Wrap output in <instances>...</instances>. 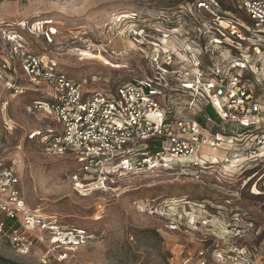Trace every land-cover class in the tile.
<instances>
[{"label": "rangeland", "instance_id": "obj_1", "mask_svg": "<svg viewBox=\"0 0 264 264\" xmlns=\"http://www.w3.org/2000/svg\"><path fill=\"white\" fill-rule=\"evenodd\" d=\"M172 9L178 14L167 13ZM182 16H188V24L173 25ZM197 16L211 19L197 12L192 0H0V37L20 35L46 67L86 81L87 90L112 91L137 76L160 78L167 87L165 106L178 108L179 117L201 120L204 114L192 107L197 93L184 86L196 79L195 61H186L185 55L194 52L188 26ZM238 18L252 25L246 16ZM142 30L143 38L138 36ZM43 32H50L54 43H46ZM5 38L0 39L3 56L10 53ZM162 40L165 55L158 59L155 47ZM225 48L214 61L250 78L251 61ZM170 54L177 58L172 64ZM258 76L264 80V73ZM37 97L0 91V126L9 125L0 163L17 173L27 205L57 220L71 241L80 237L81 244L54 249L47 235L37 233L44 242H35L31 254L22 256L0 238V257L17 264H44L52 253L68 254L64 264H219L217 254L231 245L264 252V185L259 180L264 162H227L226 151H209V161L199 166L182 163L127 175L110 188L97 189L87 185L89 176L74 178L83 159L50 156L35 137L57 128L53 116L30 110ZM218 122L214 132L232 131ZM236 149L231 155L241 147ZM48 259L63 264L54 256Z\"/></svg>", "mask_w": 264, "mask_h": 264}, {"label": "built area", "instance_id": "obj_2", "mask_svg": "<svg viewBox=\"0 0 264 264\" xmlns=\"http://www.w3.org/2000/svg\"><path fill=\"white\" fill-rule=\"evenodd\" d=\"M192 3L200 15L208 13L211 19L200 20L197 16L196 22L193 21L198 32L196 35L189 31L194 52L187 56L188 62L191 63L190 58L195 61L197 73L195 82L184 86L197 93L196 106L192 107L210 105L221 123L232 130L228 134L222 129L214 132L216 122L201 109L202 122L198 118L179 117L178 108L165 106L167 87L160 78L137 76L117 84L112 91L87 90L86 81H76L46 67L38 55L25 47L20 35L10 33L6 38L0 37L10 45L9 55L0 54V91L39 95L30 110L53 116L57 128L46 133L39 131L35 137L50 156L72 154L77 161L84 160L75 179L84 174L89 176L88 186L110 188L127 175L182 163L199 166L209 161V151L218 150L226 151L227 162L243 160L246 165L264 162V80L258 76L264 73V0H192ZM228 3L232 9L223 11L221 6ZM191 7L185 10L190 13ZM242 15L251 21V26L238 18ZM187 17H180L179 23L183 25ZM145 33L142 30L138 36L143 38ZM42 37L46 43H54L50 32H43ZM228 46L254 64L252 67L247 62L248 72L261 81L260 86L251 77L235 74L214 61L219 50ZM164 47L163 40L156 44L158 59L165 55ZM174 55L168 56V64L176 61ZM203 57L209 58V64L202 61ZM189 76L190 72L184 74ZM8 131V123L0 126V152ZM237 145L241 150L231 155ZM259 180L264 185V173ZM37 233L47 235L49 247L54 249L81 244L79 236L72 242L70 232L63 230L57 220L33 211L21 191L17 173L0 163V238L18 254L28 256L35 242H44ZM221 252L217 254L219 264H264L262 249L231 245L228 252ZM51 256L63 264L69 257L52 253L48 258ZM48 258L44 257V264H52ZM201 264L208 262L203 260Z\"/></svg>", "mask_w": 264, "mask_h": 264}, {"label": "trees", "instance_id": "obj_3", "mask_svg": "<svg viewBox=\"0 0 264 264\" xmlns=\"http://www.w3.org/2000/svg\"><path fill=\"white\" fill-rule=\"evenodd\" d=\"M171 3V2H170ZM232 9V8H231ZM177 12V11H176ZM176 12H174L173 11V9L172 10H170V11H167V13H169L170 15L171 14H178V12L176 13ZM183 14H184V12H183ZM163 20H165V19H163ZM175 21L173 22V25H180L179 24V20H180V17L179 18H175L174 19ZM188 21H190L188 18H186V20H184V24H188ZM177 26L175 27V28H177ZM189 27V29H190V32L192 33V34H196L197 35V32H198V30H197V24L196 23H190V25L188 26ZM205 60H207V59H205ZM251 79H252V81L254 82V84H256L257 86H260L261 85V81L260 80H258V78L257 77H253L252 75H251ZM199 106H200V109L202 110V112L204 113V114H206V115H208L209 117H211L212 119H214V121L215 122H218L215 118H217L220 122H218V123H221V120L219 119V117H218V115H217V113L215 112V110L210 106V105H207V104H199ZM201 122L203 121V117H202V119L200 120ZM0 263H2V264H17V263H14V262H12V261H10V260H7V259H5V258H2V257H0Z\"/></svg>", "mask_w": 264, "mask_h": 264}, {"label": "bare ground", "instance_id": "obj_4", "mask_svg": "<svg viewBox=\"0 0 264 264\" xmlns=\"http://www.w3.org/2000/svg\"><path fill=\"white\" fill-rule=\"evenodd\" d=\"M166 42V41H165ZM185 57H186V61H189V58H188V56L187 55H185Z\"/></svg>", "mask_w": 264, "mask_h": 264}]
</instances>
